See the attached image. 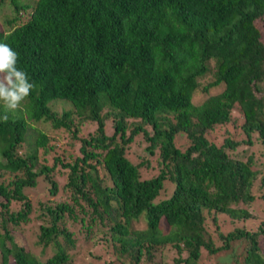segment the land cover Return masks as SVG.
Wrapping results in <instances>:
<instances>
[{
	"label": "trees",
	"instance_id": "1",
	"mask_svg": "<svg viewBox=\"0 0 264 264\" xmlns=\"http://www.w3.org/2000/svg\"><path fill=\"white\" fill-rule=\"evenodd\" d=\"M0 9L10 12L0 11V42L35 85L22 110L0 106V264H69L74 239L58 221L76 211L86 236L101 233L123 264H165L167 253L170 264H264V220L246 225L255 200L264 210V165L252 167L264 156V0H0ZM62 101L69 108L57 114L50 105ZM234 104L243 136L208 139ZM73 118L95 124L79 156L37 164L38 149L53 147L37 122L69 130ZM136 136L156 156L150 177L147 161L125 155ZM55 164L71 202L47 206L36 244L53 251L42 259L12 227L27 221L23 189L38 176L56 194Z\"/></svg>",
	"mask_w": 264,
	"mask_h": 264
},
{
	"label": "rangeland",
	"instance_id": "2",
	"mask_svg": "<svg viewBox=\"0 0 264 264\" xmlns=\"http://www.w3.org/2000/svg\"><path fill=\"white\" fill-rule=\"evenodd\" d=\"M27 4L29 5L30 3L27 2ZM0 11L9 17L10 12L7 9H0ZM26 14L21 16V21L27 18ZM2 15L3 14H0V16ZM2 20L3 18L1 19L0 17V21ZM260 24V22H257L258 26ZM218 90L219 89L216 88L211 90L209 93H215ZM205 96V94H199V92L195 93L193 101L197 102ZM50 106L57 114H60L62 109L69 108V105L63 101L51 103ZM10 114H15V112H10ZM241 116L242 115L238 106L234 104L230 111L229 121L223 125H216L211 130H207L205 132L206 137L217 143H220L225 136H230L233 139H239L243 136L239 130ZM74 124H77V126L70 127V129L67 130L63 127L53 129L47 122H37L36 126L43 130L48 137V144L51 143L53 145L47 153L43 152L41 148L38 149L37 164H45L49 166L52 164L54 157L60 156L65 161H71L76 156H79L80 152L78 150V139L86 137L89 133L93 132L95 124L89 121L79 123L76 118H73V125ZM105 127L107 132L108 123H106ZM73 128L77 129L75 131V136L72 135ZM144 144L145 143L140 141V137L136 136L128 145L125 155L133 163H137L140 160L144 162L147 161L148 165L141 166L140 172L143 177H150L157 173L158 165L155 161L156 156L147 155L143 151ZM251 148V150L256 151L255 146ZM256 159V164L252 167H262V165H264V156L260 155ZM50 175L56 181L58 188L56 194L50 195L47 192L48 182L45 181L43 176H38L37 182L33 188L25 187L23 189V193L31 205L27 221L19 222L15 227H12L14 229L12 233L15 238L20 240L22 247L34 256L42 259L51 255L53 251V248L50 245L42 249L40 244H36L38 227L40 225H49L51 222L49 216L47 215V206L53 207L57 202H71L68 196V191L62 188V185L66 180V170L55 164ZM18 207L19 202L13 203L14 209H17ZM249 207L253 217H249V221L246 222V225L248 226V229L251 230L255 228L259 221L264 220V210L258 200H255L253 205ZM75 214L74 219H71L70 217H63L58 221L59 225L64 226L67 231L72 233V238L74 239V246L67 249V253L70 256L68 261L69 264H123V261L126 260L125 257H117L116 251L112 248L109 242H107L105 246L103 244L104 242H101V240L98 241V238L102 235L101 233L94 230L86 236L84 227L85 221L84 223L80 221V214L78 211H76ZM143 226L144 223L142 220L134 222L133 224V227L135 228H142ZM163 259L165 264L171 263L170 254L167 253V255H164L162 260ZM213 260L214 259L210 258L206 262H212Z\"/></svg>",
	"mask_w": 264,
	"mask_h": 264
},
{
	"label": "clouds",
	"instance_id": "3",
	"mask_svg": "<svg viewBox=\"0 0 264 264\" xmlns=\"http://www.w3.org/2000/svg\"><path fill=\"white\" fill-rule=\"evenodd\" d=\"M11 34L6 33L5 39ZM18 59V53L8 43L0 42V106L5 113L22 110V102L35 86L27 72L17 67ZM0 119L7 122V114Z\"/></svg>",
	"mask_w": 264,
	"mask_h": 264
}]
</instances>
